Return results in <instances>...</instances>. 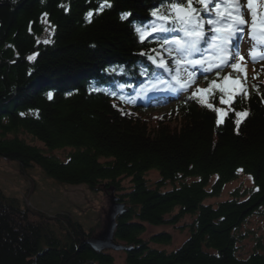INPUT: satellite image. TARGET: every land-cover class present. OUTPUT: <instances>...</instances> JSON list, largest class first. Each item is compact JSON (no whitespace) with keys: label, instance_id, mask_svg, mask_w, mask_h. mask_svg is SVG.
Here are the masks:
<instances>
[{"label":"trees","instance_id":"1","mask_svg":"<svg viewBox=\"0 0 264 264\" xmlns=\"http://www.w3.org/2000/svg\"><path fill=\"white\" fill-rule=\"evenodd\" d=\"M110 2L112 7L95 14L102 0H0V158L16 163L22 173L40 168L60 183L95 193L103 189L126 204L115 237L131 247L127 264H264V244L244 258L243 237L237 235L250 219L264 216V89L236 103L219 126L214 111L191 100L177 111L154 114L160 117L149 123L144 110L105 94L109 86L99 81L126 68L142 72L147 58L139 53L157 54L152 50L160 48L159 39L147 37L141 44L134 24L152 20L150 12L161 0ZM125 12L131 16L122 20ZM43 26L52 30L47 35L53 41L30 73L26 58ZM97 86L100 90H93ZM208 102L220 105L216 93ZM246 109L251 115L237 129L234 112ZM68 148L75 151L65 159L52 154ZM240 171L252 175L253 189L205 204L220 197ZM152 172L156 180L149 179ZM186 216L193 220L184 227ZM41 219L32 221L17 199L0 190V264H115L111 252L84 244L90 235L80 223L68 216ZM52 221L65 237L58 236ZM146 224L188 228L190 236L167 252L151 244L169 246L172 235L161 232L145 241Z\"/></svg>","mask_w":264,"mask_h":264},{"label":"snow or ice","instance_id":"2","mask_svg":"<svg viewBox=\"0 0 264 264\" xmlns=\"http://www.w3.org/2000/svg\"><path fill=\"white\" fill-rule=\"evenodd\" d=\"M256 0H247L248 10L251 11V27L249 29L250 39L254 42L253 50L249 55L252 62L257 59L264 60V17L257 23V14L254 7ZM67 12L66 5L61 4ZM112 7L110 0H102L95 14H99L105 8ZM45 16L48 14L45 13ZM93 11H88L85 15L87 22H92ZM131 16L130 12L121 14V19L125 20ZM152 20L134 24L139 42L143 44L147 37L153 34L159 38L160 48L153 49L155 56L143 51L140 56H146L147 60L156 68L162 69L169 74V80H160V84H167L166 91L178 96L182 93L190 92L188 100L197 102L202 106L216 113L217 126L221 125L228 113L216 108L213 103L208 102V97L216 90L221 94L219 103L225 106H234L238 102L250 99L249 93L240 79H231L229 76L220 78V82L213 79L208 82V87L201 89L193 87L198 85L197 73L208 80V74L214 73L220 77V73L225 67H231L237 72L245 73L240 61H245V56L240 54L239 42L243 38L244 27L247 21L243 19L244 10L239 0H161V4L150 12ZM207 25V29L205 26ZM31 31V29H30ZM175 33H180L179 36ZM51 41L45 40L44 43ZM259 48V55H253V51ZM161 53H166L168 59ZM175 54V55H174ZM38 53H33L27 60L35 61ZM238 58V59H237ZM117 69H112L116 73ZM123 75V71L119 72ZM148 69L145 68L141 75H147ZM186 76V78H185ZM121 90L123 86L121 85ZM157 84H153V90ZM93 90H100L98 86ZM116 96L114 91L105 93ZM51 100L53 94L48 93ZM124 100V97H120ZM126 103H134L133 100H126ZM260 102L264 104V95ZM113 107H116L113 104ZM122 111V110H121ZM122 114L123 111H122ZM235 125L239 129L242 121L249 118V110L235 111Z\"/></svg>","mask_w":264,"mask_h":264},{"label":"rangeland","instance_id":"3","mask_svg":"<svg viewBox=\"0 0 264 264\" xmlns=\"http://www.w3.org/2000/svg\"><path fill=\"white\" fill-rule=\"evenodd\" d=\"M44 21L42 22L43 24ZM46 25L47 24H45V26ZM45 26H43L41 34L37 37V39H34L36 47L33 53H38V55L48 44L44 43L45 40L51 41L50 44L53 41L51 38H48L47 35L49 34L47 32H52V30H47V28L45 29ZM35 61H28L26 63L29 66L30 73L34 72ZM241 65L246 69H255L253 66H250L245 62L241 63ZM145 93L147 92H144V94ZM4 102L6 101L4 100ZM227 107L228 106L222 105L220 109L229 113L230 110H227ZM165 110H163V112L166 114L167 112ZM159 117L160 116H155L150 113L144 115V118L150 121L149 123H155L154 119H158ZM20 136L22 138H26V140L30 143H36L37 145L44 147L42 143L37 140L36 142L29 134L20 133ZM74 151L75 149L68 148L54 151L52 154L61 159H65L69 153ZM148 177L149 179L157 178L156 173L154 172L148 175ZM216 178L213 182H215ZM252 179V175L241 172L236 180L228 183L224 187L220 197L208 199L205 204L213 205L228 200L232 197L233 192L238 189L242 193H247L254 187ZM129 181L130 180L122 181L123 186L127 187L129 185ZM154 181H152V185H155ZM213 182L210 184V188L212 187ZM0 190L3 192L5 197L17 199L21 207H24V209H27L31 213V220L34 222H38L36 220L41 219L38 215L44 216L46 218H44L46 222L55 220L56 218L68 216L73 222L80 223L85 233L89 234L90 237H95L94 234L103 232V230H105V226L107 227V216L111 210V193L105 192L103 189L95 193L89 190L86 186H70L63 184L47 177L40 168H34L26 173H22L16 163L0 159ZM119 204L125 207L126 212L128 211L126 204L120 202ZM192 220L193 219L190 216H186L181 223L185 227L189 225ZM49 223L54 225V229L57 230L58 236L65 237L64 232L57 229L54 221ZM146 225V232L141 236V238L145 241H149L153 235L161 232H166L172 235L173 241L169 246L151 244L152 247L165 250L167 252H172L180 248L190 236L188 228L183 229L182 227L181 229H177L171 226L154 227L148 224ZM238 234L239 237H243L241 243L239 244V253L241 256L246 258L257 250L259 242L264 244V216H257L250 219L241 231H237V235ZM128 248H130V250L111 251V254L115 258V264H127L126 253L131 251V247Z\"/></svg>","mask_w":264,"mask_h":264},{"label":"water","instance_id":"4","mask_svg":"<svg viewBox=\"0 0 264 264\" xmlns=\"http://www.w3.org/2000/svg\"><path fill=\"white\" fill-rule=\"evenodd\" d=\"M112 204L113 205L108 217L109 226L106 232L102 233L96 238H88L87 240H84L86 245H89L93 250L98 252L106 249H112L116 251L130 250V248L120 245L114 240L117 228V219L119 216L126 213V209L124 206L117 203L115 199L112 200Z\"/></svg>","mask_w":264,"mask_h":264},{"label":"bare ground","instance_id":"5","mask_svg":"<svg viewBox=\"0 0 264 264\" xmlns=\"http://www.w3.org/2000/svg\"><path fill=\"white\" fill-rule=\"evenodd\" d=\"M129 66H130V64H129ZM97 74L98 73L92 74L93 75L92 78H96L97 77ZM114 78L116 79V81L124 82V81H126L127 73L125 71H123V75H120L119 73H117ZM111 79H112V77H110L109 79H106V80H101V81H99V83H101V82L107 83V82L111 81ZM129 81H130V79H129ZM131 82H134V81H131ZM131 90L133 92L136 90L138 92V94H140L139 96H141V97L143 96V91L141 92L140 89H136V87H134V88H131L130 91ZM0 159L5 160L3 158H0ZM5 161H7V160H5ZM22 208H24V207H22Z\"/></svg>","mask_w":264,"mask_h":264}]
</instances>
